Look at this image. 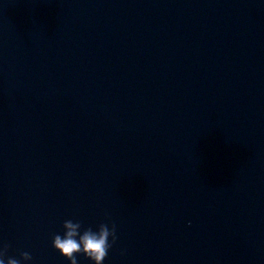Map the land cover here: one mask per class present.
<instances>
[{"label": "water", "instance_id": "water-1", "mask_svg": "<svg viewBox=\"0 0 264 264\" xmlns=\"http://www.w3.org/2000/svg\"><path fill=\"white\" fill-rule=\"evenodd\" d=\"M67 219L103 264H264V0H0V247L70 264Z\"/></svg>", "mask_w": 264, "mask_h": 264}, {"label": "clouds", "instance_id": "clouds-1", "mask_svg": "<svg viewBox=\"0 0 264 264\" xmlns=\"http://www.w3.org/2000/svg\"><path fill=\"white\" fill-rule=\"evenodd\" d=\"M111 237V240L109 239ZM116 241L115 227L111 229L101 223L95 230L92 227L84 228L80 221L67 219L63 222V232L52 238V246L70 261V264H79L77 255L83 254L93 264H103L108 250ZM31 262L32 255L28 251L20 253V259L6 254V246L0 247V264H21Z\"/></svg>", "mask_w": 264, "mask_h": 264}]
</instances>
